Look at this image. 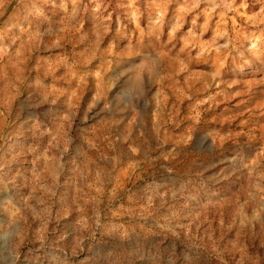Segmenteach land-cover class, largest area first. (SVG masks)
<instances>
[{"label":"rangeland","instance_id":"1","mask_svg":"<svg viewBox=\"0 0 264 264\" xmlns=\"http://www.w3.org/2000/svg\"><path fill=\"white\" fill-rule=\"evenodd\" d=\"M0 264H264V0H0Z\"/></svg>","mask_w":264,"mask_h":264},{"label":"water","instance_id":"2","mask_svg":"<svg viewBox=\"0 0 264 264\" xmlns=\"http://www.w3.org/2000/svg\"><path fill=\"white\" fill-rule=\"evenodd\" d=\"M11 9H9V11L6 13L5 17L8 15V13H10ZM5 17H3L2 21L5 19Z\"/></svg>","mask_w":264,"mask_h":264}]
</instances>
